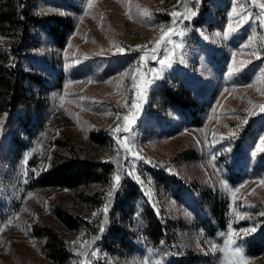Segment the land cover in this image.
<instances>
[{
	"label": "rangeland",
	"instance_id": "rangeland-1",
	"mask_svg": "<svg viewBox=\"0 0 264 264\" xmlns=\"http://www.w3.org/2000/svg\"><path fill=\"white\" fill-rule=\"evenodd\" d=\"M34 1L72 28L62 48L36 32L25 67L49 87L48 106L19 158L0 116V264H56L32 229L57 226V205L89 222L64 234L63 264H264V0ZM163 87L187 92L190 109L165 103ZM63 134L114 167L98 208L27 186ZM199 194L225 205L224 229ZM155 217L167 241L148 236Z\"/></svg>",
	"mask_w": 264,
	"mask_h": 264
},
{
	"label": "trees",
	"instance_id": "trees-1",
	"mask_svg": "<svg viewBox=\"0 0 264 264\" xmlns=\"http://www.w3.org/2000/svg\"><path fill=\"white\" fill-rule=\"evenodd\" d=\"M71 28L66 19L36 13L34 0H0V116L4 117L7 126H13L9 144L15 158L20 157L32 138L42 130L48 106L44 93L49 87L42 85L41 77L25 67L30 53L37 46L36 32L41 30L47 33L55 46L62 48ZM161 95L170 106L181 109L191 107L188 93L181 89L163 87ZM19 133L25 139H20ZM88 138L93 143L101 141L92 133ZM52 146L54 149L50 152L46 167L31 178L27 186L31 189H64L71 194L74 202L80 203L88 211L98 208L103 191L111 181L113 165L93 154L84 153L66 134L55 139ZM132 188V192L137 189L134 184ZM199 204L210 218L218 219L224 229L219 217L225 205L206 194H199ZM51 213L57 226H34L32 234L41 241V252L47 259L63 264L72 256L64 234L85 229L89 222L63 205L55 206ZM146 231L153 241L168 240L167 225L156 217ZM191 258L181 259L178 264H196Z\"/></svg>",
	"mask_w": 264,
	"mask_h": 264
},
{
	"label": "snow or ice",
	"instance_id": "snow-or-ice-1",
	"mask_svg": "<svg viewBox=\"0 0 264 264\" xmlns=\"http://www.w3.org/2000/svg\"><path fill=\"white\" fill-rule=\"evenodd\" d=\"M260 7L261 8H264V4H261L260 5ZM195 13H190V15H194ZM234 14V13H233ZM174 18L178 15V13H176V12H173L172 14H171ZM185 18H187V17H185ZM228 27H229V30H231L232 29V25H231V23L228 25ZM181 35H182V33H180ZM173 35V32H172V30L170 29L168 32H165L161 37H160V41H158L157 42V45H159V43L160 42H163V41H165L168 37H170V36H172ZM225 35H227V33H225ZM245 47H247V45H245ZM146 59V57H141V60L143 61V60H145ZM160 63L163 65L165 62L164 61H160ZM229 75H231V72L229 73ZM139 88H140V90L138 91V95L139 96H141L142 97V93H143V87L142 86H139ZM134 109H137V110H139V105L138 104H133V106H132ZM262 109H264V106H262ZM134 118V116L133 117H128V116H125L123 119H124V127H123V131L124 132H127L128 131V128H129V126L131 125V122H132V119ZM117 132H120L121 131V128H116L115 129ZM261 145H264V139H262L261 140ZM261 183L262 184H264V181H261ZM252 230H254V229H250V230H247V231H252ZM229 242H231V241H229ZM237 252H239L240 251V249L239 248H237V250H236Z\"/></svg>",
	"mask_w": 264,
	"mask_h": 264
}]
</instances>
